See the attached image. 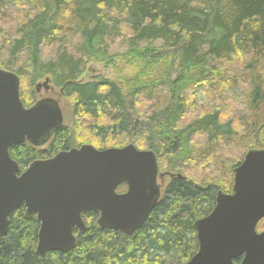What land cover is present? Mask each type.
<instances>
[{
	"label": "trees",
	"instance_id": "16d2710c",
	"mask_svg": "<svg viewBox=\"0 0 264 264\" xmlns=\"http://www.w3.org/2000/svg\"><path fill=\"white\" fill-rule=\"evenodd\" d=\"M123 31L122 62L134 74L123 83L80 80L88 62L109 58ZM0 69L20 77L26 107L38 99L32 92L26 102L22 83L45 77L71 103L72 124L46 145L10 148L22 171L89 136L98 149L152 150L174 174L138 231L101 228L99 212L87 211L69 252L38 256L40 221L22 206L0 236V264H186L199 250L196 221L212 212L220 190L232 192L241 145L264 149V0H0ZM231 88L246 90V112L221 97L223 104H196L200 91L224 96ZM162 94L169 100L159 104ZM145 100L157 105L143 111ZM197 167L209 178L189 176Z\"/></svg>",
	"mask_w": 264,
	"mask_h": 264
},
{
	"label": "water",
	"instance_id": "95a60500",
	"mask_svg": "<svg viewBox=\"0 0 264 264\" xmlns=\"http://www.w3.org/2000/svg\"><path fill=\"white\" fill-rule=\"evenodd\" d=\"M63 119L51 99L26 108L19 76L0 69V236L7 234L10 216L24 206L28 217L40 221V257L75 248V230L87 228L84 212L98 211L101 228L130 235L145 224L161 197L156 153L134 144L82 145L34 161L22 172L10 148L27 141L45 144ZM122 185L127 190L121 193ZM263 218L264 149H252L235 168L233 193L219 191L212 212L196 221L199 250L186 264H264V232L256 229Z\"/></svg>",
	"mask_w": 264,
	"mask_h": 264
},
{
	"label": "rangeland",
	"instance_id": "374dc122",
	"mask_svg": "<svg viewBox=\"0 0 264 264\" xmlns=\"http://www.w3.org/2000/svg\"><path fill=\"white\" fill-rule=\"evenodd\" d=\"M14 6H12L10 8V10L13 11ZM17 11V10H16ZM124 33H122L120 40L115 43L112 44L111 49H110V53H108L106 60H99V59H94L90 62H88L85 65V71L82 74L80 80H84V81H92V80H96L99 78H109V79H113L115 81H118L119 83H123V80L129 75L132 76L134 74V72L137 70V68L135 67L132 68L130 65L128 67H126V65L122 62L124 55H126L125 53H128V44H127V38H128V34L127 31H123ZM114 54H117V56H114ZM130 67L132 68L130 70ZM46 78H43L41 80L35 81L34 85H31L30 82H23L22 83V94L26 100V102H30V100L32 99V92L36 93V97L37 99H41V98H49L52 100L57 101L64 112V116H65V122L64 123H68V124H72L73 122V115L71 113V103L69 101V99L61 93L60 88H55V86L53 85L52 81H50L48 83L49 88L51 89H46L44 87H41L40 89L36 90V87L38 84H41L42 86L46 83ZM52 80V79H51ZM159 90V89H158ZM157 94H161L159 92H157ZM221 93L218 92L216 94H212L209 96V93H205V92H201L200 94L197 95L196 100V104L198 107H202V106H206V105H214L217 104L218 101L219 103L223 104L224 102L222 101V99H227L229 100L228 102H231L234 107L233 110H241V111H247L246 109L249 107L248 106V102L246 100L247 98V92L246 90L240 89V88H231V90L224 96H220ZM222 98L221 100H218V98ZM156 98L160 99V96L156 95ZM212 99V100H209ZM169 100V95H164L162 94V99L159 101L160 103H165L166 101ZM145 103V107L141 108L143 109V111H151L152 109H147L148 107H153L154 105H157L156 102L151 103L150 101L148 102V100L143 101ZM144 106V104H142ZM146 108V109H145ZM83 140H80L83 145L84 144H90L93 146H98L97 142L94 141V139H92L91 137L87 136V137H83ZM250 151V148H247L246 146L241 145V150L239 151L238 155L235 157V160L237 159H245L247 153ZM202 169H204L203 167H197L195 168L196 170V174H190L189 176L193 177L194 179H199V180H205L208 177V173L207 171H203ZM235 170V168H234ZM233 170V178H232V182L230 181L229 185L232 187V192H233V187H234V181H235V172ZM163 171V172H162ZM185 172V169L182 170V172ZM164 172H166L165 168H160L159 169V174L157 177V184L160 186L161 188V198L163 196L164 193V188L167 185L168 181H169V175H166ZM162 173H164L163 175H161ZM223 192V191H222ZM223 192V193H227ZM231 193V192H230ZM259 233H263L264 232V220L262 219V221L260 222L258 228H257Z\"/></svg>",
	"mask_w": 264,
	"mask_h": 264
},
{
	"label": "flooded vegetation",
	"instance_id": "af4514ba",
	"mask_svg": "<svg viewBox=\"0 0 264 264\" xmlns=\"http://www.w3.org/2000/svg\"><path fill=\"white\" fill-rule=\"evenodd\" d=\"M50 81H52V80L50 79ZM55 88H56V87H55ZM49 89H51V88H49ZM60 90H61V93L65 95L63 89L60 88ZM47 99H49V98H47ZM51 100H52V99H51ZM53 101H55V100H53ZM60 107H61V105H60ZM61 109H62V107H61ZM62 112H63V109H62ZM63 114H64V112H63ZM64 117H65V116H64ZM65 124H68V123H64V125H65ZM82 145H83V144H82ZM82 145H81V146H82ZM79 147H80V146H79ZM258 226H259V225H258Z\"/></svg>",
	"mask_w": 264,
	"mask_h": 264
},
{
	"label": "bare ground",
	"instance_id": "6f19581e",
	"mask_svg": "<svg viewBox=\"0 0 264 264\" xmlns=\"http://www.w3.org/2000/svg\"><path fill=\"white\" fill-rule=\"evenodd\" d=\"M137 146V145H136ZM163 172V171H162Z\"/></svg>",
	"mask_w": 264,
	"mask_h": 264
}]
</instances>
